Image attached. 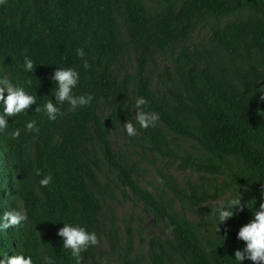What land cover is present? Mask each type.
<instances>
[{
	"label": "trees",
	"instance_id": "obj_1",
	"mask_svg": "<svg viewBox=\"0 0 264 264\" xmlns=\"http://www.w3.org/2000/svg\"><path fill=\"white\" fill-rule=\"evenodd\" d=\"M177 1L181 6L176 12L168 8L151 18L139 0H6L0 4V75L9 74L13 83L37 95V104L43 106L49 98L55 100L57 85L50 77L56 68L73 67L80 74L74 93L94 96L91 107L76 112L63 105L64 115L55 122L43 111L36 113L38 105L8 117V129L0 133V216L23 209L28 220L0 231V259L23 253L31 255L35 264H44L45 256L55 264H75L57 233L65 223L89 232L97 228L101 206L89 186L95 184L92 168H97L90 147L97 144L105 163L151 215L152 224L169 230L170 238L149 240V264H172L173 257L184 264H238L234 252L246 246L237 239L238 231L259 207L243 199L244 211L220 225L215 239L203 247L192 224L167 212L136 184L108 140L107 127L125 117L133 86L136 99L148 100L146 111L159 113V122L169 131L190 139L208 156L204 165L189 155L178 158L180 171L217 174L216 163L224 164L228 156L243 158L257 176L253 182H238L257 198L264 194V114H259L264 112V102L257 92L264 86V0ZM242 10L248 13L237 16ZM203 13L233 17L214 28L210 38L227 60L206 49L182 46L172 60L175 84L167 89V96L155 95L146 76L154 50L172 49L186 39L191 19ZM116 14L121 15L135 53L134 74H125L119 81L113 75V66L123 54ZM80 48L87 70L77 55ZM25 56L35 62L33 73L24 69ZM100 100L110 112L105 122L95 112ZM31 120H36L39 134L26 130ZM17 128L21 135L12 139L10 133ZM139 129L152 152L177 158L161 129ZM37 170L41 175H36ZM48 174L52 182L41 187L39 181ZM225 228L230 229L227 234ZM110 243L114 245L112 238ZM92 249L83 253V264H101ZM121 264L140 263L125 253Z\"/></svg>",
	"mask_w": 264,
	"mask_h": 264
},
{
	"label": "rangeland",
	"instance_id": "obj_2",
	"mask_svg": "<svg viewBox=\"0 0 264 264\" xmlns=\"http://www.w3.org/2000/svg\"><path fill=\"white\" fill-rule=\"evenodd\" d=\"M147 17L151 18L162 10L171 8L176 12L181 6L177 0H139ZM248 12L239 11L236 15L244 17ZM232 16L223 17L203 13L190 21L191 31L186 39L180 41L172 49L154 50L146 66V76L150 90L157 96H167V89L175 84L172 75V60L182 46L206 49L226 61L224 52L219 51L211 43V33L217 26H223L232 20ZM118 32V43L123 54L113 66V75L119 81L125 74L133 75L135 71V53L125 35L120 14L115 15ZM130 105L120 123L107 127L108 140L112 151L121 157V164L130 172L131 178L143 190L151 194L169 213L186 219L195 228L200 242L206 247L218 235V217L212 212L218 202L228 199L241 191L242 200L259 207L264 202V194L257 198L238 181L253 182L257 173L245 163L243 158L228 156L224 164L215 165L219 173L210 174L192 170L180 171L179 159L189 155L204 165L208 156L190 139L169 131L162 123L157 127L165 134L170 150L177 158L161 157L152 152L150 144L140 132V125L135 121V102L133 86L130 87ZM96 114L105 122L109 109L100 100L96 104ZM122 113L124 111L122 110ZM131 120L137 129L136 136H128L124 124ZM189 124L194 122L189 120ZM91 158L97 168H92L95 184L89 185L99 200L101 211L99 222L94 230L100 238V244L93 247V253L101 264H121L125 253L140 264H149L148 242L152 237L170 238L169 230L162 224L154 226L151 215L143 210L142 203L130 189L118 179L117 172L103 160L99 146L90 147ZM158 180H163L159 183ZM220 226V225H219ZM113 239L114 245L110 243ZM130 248V250H128ZM172 264H184L178 257H173Z\"/></svg>",
	"mask_w": 264,
	"mask_h": 264
},
{
	"label": "clouds",
	"instance_id": "obj_3",
	"mask_svg": "<svg viewBox=\"0 0 264 264\" xmlns=\"http://www.w3.org/2000/svg\"><path fill=\"white\" fill-rule=\"evenodd\" d=\"M5 2L6 0H0V4ZM77 55L84 60L85 52L83 48L77 49ZM83 67L86 70L89 68L86 60H84ZM35 68V62L25 56V71L33 73ZM50 79L57 85L53 94L55 100L53 101L49 98L43 106H39L37 104V95H32L26 91L24 86L13 83L9 74L0 75V105L3 106V111L0 112V133L7 131L9 126L8 117L28 112L33 105H38L34 110L36 113L43 111L47 119L52 122L64 115L62 106L65 104L69 106V111L71 112L92 106L94 100L92 94L77 95L74 93V89L78 87L80 82V74L75 68H56ZM27 83L30 84L31 81L29 80ZM257 92L261 94L259 97L260 102H264V86L259 87ZM148 103V100L144 97L137 98L135 102V121L145 130L150 127L155 128L160 121L159 113L145 110ZM259 114H264V112ZM36 125V120H31L26 124V130L30 133L39 134L40 128ZM124 128L130 137L138 134L135 124L131 120L124 124ZM10 135L12 139H19L21 130L17 128ZM36 175H41L39 170L36 171ZM52 180L53 176L48 174L39 183L41 187H47ZM158 182L162 184L163 180H158ZM261 187L264 190V184ZM242 198L240 191L228 199L226 203L223 201L218 202L216 207L212 209V212L219 220L217 232L220 231L219 225H226L236 214L244 211L246 206L241 202ZM27 220V213L23 209L6 211L0 216V231L6 232L10 228L20 227ZM229 230L225 228V234ZM57 235L63 239V248L70 250L75 264H83V253L87 252L89 248L97 247L100 244V238L96 232H89L85 227L71 223L63 224ZM237 239L243 241L246 245L243 249H238L234 252L235 261L238 264H242L244 260H250L252 264H264V202H261L258 210L254 211L253 219L239 229ZM0 264H35V262L31 255L19 253L10 257L8 255L4 256L0 259ZM44 264H55V262L50 257L45 256Z\"/></svg>",
	"mask_w": 264,
	"mask_h": 264
}]
</instances>
